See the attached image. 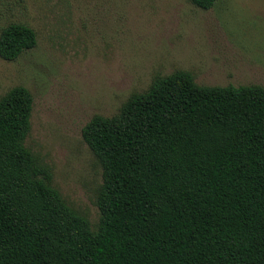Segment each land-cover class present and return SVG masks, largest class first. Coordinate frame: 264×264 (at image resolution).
I'll return each mask as SVG.
<instances>
[{"label":"trees","instance_id":"trees-1","mask_svg":"<svg viewBox=\"0 0 264 264\" xmlns=\"http://www.w3.org/2000/svg\"><path fill=\"white\" fill-rule=\"evenodd\" d=\"M208 10L217 0H189ZM35 32L10 24L0 58ZM157 77L82 139L102 168L91 230L24 145L32 98H0V264H264V89Z\"/></svg>","mask_w":264,"mask_h":264},{"label":"rangeland","instance_id":"rangeland-1","mask_svg":"<svg viewBox=\"0 0 264 264\" xmlns=\"http://www.w3.org/2000/svg\"><path fill=\"white\" fill-rule=\"evenodd\" d=\"M31 28L36 46L0 58V98H32L24 145L52 186L96 230L102 168L82 139L94 117L116 115L157 77L188 72L199 86L264 89V0H0V33Z\"/></svg>","mask_w":264,"mask_h":264}]
</instances>
